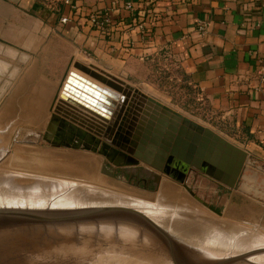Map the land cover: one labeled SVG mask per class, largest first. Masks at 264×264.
<instances>
[{
    "label": "water",
    "instance_id": "obj_1",
    "mask_svg": "<svg viewBox=\"0 0 264 264\" xmlns=\"http://www.w3.org/2000/svg\"><path fill=\"white\" fill-rule=\"evenodd\" d=\"M71 65L105 89L68 75ZM69 66L44 138L94 154L0 142V264H264V237L136 196L95 155L127 173L144 164L156 186L166 175L221 215L187 178L236 189L247 167L261 169L247 153L92 65ZM66 108L83 123L67 121Z\"/></svg>",
    "mask_w": 264,
    "mask_h": 264
},
{
    "label": "crops",
    "instance_id": "obj_2",
    "mask_svg": "<svg viewBox=\"0 0 264 264\" xmlns=\"http://www.w3.org/2000/svg\"><path fill=\"white\" fill-rule=\"evenodd\" d=\"M92 13L110 18L106 33L91 26ZM63 17L68 21L62 23ZM198 22L205 24L203 34ZM37 40L70 48L80 55L77 62L144 85L166 101H175V90L187 95L193 103L176 107L186 105L204 125L243 149L250 162L264 167V0H0V41L33 45ZM68 57L63 54L58 74L51 71L44 79L48 119L65 84ZM66 110L67 121L84 120ZM200 176L230 194L243 180L227 190Z\"/></svg>",
    "mask_w": 264,
    "mask_h": 264
},
{
    "label": "rangeland",
    "instance_id": "obj_3",
    "mask_svg": "<svg viewBox=\"0 0 264 264\" xmlns=\"http://www.w3.org/2000/svg\"><path fill=\"white\" fill-rule=\"evenodd\" d=\"M65 53L69 56L68 63L71 59L80 60V55L70 48L59 46L49 40H37L33 45L0 41V142L94 154L89 150L76 149L69 145L56 146L55 142L58 139L55 134H51L49 139L44 138L50 119L47 111L50 103H44L49 86L44 79L51 71L59 73L65 64L63 58ZM70 71L77 70L71 65ZM132 86L204 125L194 112L186 110V105L183 108L176 107L175 103H193L187 95L175 90L173 95L175 101H166L162 95L144 85ZM79 121L83 123L82 120ZM95 155L101 166L104 164L108 170L114 172L115 178L109 177L118 186L136 196L264 237V167H260L261 169L247 167L243 172L240 190H235L233 194L221 188H212L202 176L190 173L186 184L199 198L221 213L217 215L195 200L180 183L166 175L160 174L159 185L156 186L153 179L148 178L143 170L149 168L146 165L139 164L138 170L127 173L126 168L115 167L102 156Z\"/></svg>",
    "mask_w": 264,
    "mask_h": 264
},
{
    "label": "built area",
    "instance_id": "obj_4",
    "mask_svg": "<svg viewBox=\"0 0 264 264\" xmlns=\"http://www.w3.org/2000/svg\"><path fill=\"white\" fill-rule=\"evenodd\" d=\"M127 9H131L132 5L131 4H126ZM62 23H65L68 21V18L63 17L60 20ZM88 21L91 24V26L101 33H106L111 25V20L106 14H101V13H92L88 16ZM140 30L141 33H144L143 26L139 24L137 26ZM197 29L198 31L203 34L205 31V24L203 22H198L197 23Z\"/></svg>",
    "mask_w": 264,
    "mask_h": 264
},
{
    "label": "bare ground",
    "instance_id": "obj_5",
    "mask_svg": "<svg viewBox=\"0 0 264 264\" xmlns=\"http://www.w3.org/2000/svg\"><path fill=\"white\" fill-rule=\"evenodd\" d=\"M82 123V122H81ZM159 203V202H158Z\"/></svg>",
    "mask_w": 264,
    "mask_h": 264
}]
</instances>
